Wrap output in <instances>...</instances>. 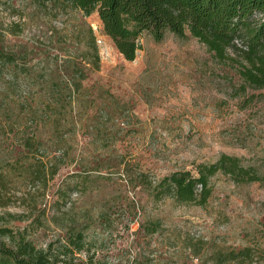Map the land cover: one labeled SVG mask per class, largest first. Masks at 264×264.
<instances>
[{
	"label": "rangeland",
	"instance_id": "374dc122",
	"mask_svg": "<svg viewBox=\"0 0 264 264\" xmlns=\"http://www.w3.org/2000/svg\"><path fill=\"white\" fill-rule=\"evenodd\" d=\"M54 2L0 0V231L45 249L77 227L88 251L71 264H220L245 248L223 264H264V184L219 174L204 206L136 185L223 154L264 176V89L242 82L239 50L145 35L126 61L97 13Z\"/></svg>",
	"mask_w": 264,
	"mask_h": 264
},
{
	"label": "trees",
	"instance_id": "16d2710c",
	"mask_svg": "<svg viewBox=\"0 0 264 264\" xmlns=\"http://www.w3.org/2000/svg\"><path fill=\"white\" fill-rule=\"evenodd\" d=\"M63 8L80 11L85 17L97 13L103 33L114 43L126 61H134L140 41L150 35L156 42L166 34L184 38L188 33L204 44L219 59L234 48L241 53L238 73L245 86L264 89V0H57ZM60 1V2H59ZM44 3V2H38ZM96 57L98 53L96 52ZM5 58L0 53V60ZM38 175L52 179L57 168L41 166ZM236 185L264 184V176L234 156L221 155L213 163L196 164L192 171L180 170L160 179L145 173L136 177V185L154 202L172 199L182 205L204 206L212 194L211 183L217 175ZM155 234L160 222L148 224ZM6 243H0V264H71L76 254L88 251L84 233L69 228L64 242L37 248L27 233L1 230ZM253 257L249 248L217 256L218 263L246 261Z\"/></svg>",
	"mask_w": 264,
	"mask_h": 264
}]
</instances>
